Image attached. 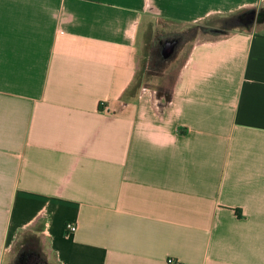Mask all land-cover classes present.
<instances>
[{
  "label": "crops",
  "instance_id": "0c3cea01",
  "mask_svg": "<svg viewBox=\"0 0 264 264\" xmlns=\"http://www.w3.org/2000/svg\"><path fill=\"white\" fill-rule=\"evenodd\" d=\"M261 2L0 0V264L24 233L56 264H264V30L135 80L155 20Z\"/></svg>",
  "mask_w": 264,
  "mask_h": 264
},
{
  "label": "rangeland",
  "instance_id": "374dc122",
  "mask_svg": "<svg viewBox=\"0 0 264 264\" xmlns=\"http://www.w3.org/2000/svg\"><path fill=\"white\" fill-rule=\"evenodd\" d=\"M208 17L219 22L218 25L222 24V18L225 20L231 18L230 22L238 23L233 29L255 27L264 30V0L260 4L244 8V10L227 14H213ZM206 20L199 21L198 26H195V23L181 24L162 19H157L149 24L139 56V67L135 76L136 82L153 88L172 84L174 75L184 62L191 43L195 40L212 39L213 36H216L217 30L215 28H210V30L204 28L203 25H207ZM172 41L175 43L171 46ZM152 46H159V54L163 58L159 65H149L150 54L148 52ZM14 252L10 258L8 257L5 264H13ZM46 260L48 262L44 263L42 256L37 252L28 251L21 253L15 264H56L48 256H46Z\"/></svg>",
  "mask_w": 264,
  "mask_h": 264
},
{
  "label": "trees",
  "instance_id": "16d2710c",
  "mask_svg": "<svg viewBox=\"0 0 264 264\" xmlns=\"http://www.w3.org/2000/svg\"><path fill=\"white\" fill-rule=\"evenodd\" d=\"M244 10V9H242ZM239 11V10H238ZM210 17H205L204 19L207 21V25H203L205 29L210 30V28H215L217 30L216 36H213V39L221 38L227 36L229 33L233 32L235 29H233L235 26L238 25V23H232L230 22L231 18H228L225 20V18H222V24H219V22H216L214 19H209ZM225 21V23H224ZM199 23H195V26H198ZM221 30V32H219ZM197 37V36H196ZM159 46H152L149 49V54L150 58L148 59L149 65H159V63L162 62V56L159 54ZM180 69V68H179ZM178 71L174 75V80L172 84H164L163 86H158V89L164 90V91H172L174 84L176 82ZM15 255H14V260L13 264H15L20 256L21 253L23 252H28V251H35L42 256V260L44 263H47L48 261L46 260V254L42 251L40 240L37 236L31 233H24L21 235V238L19 240L18 245L16 246L15 250ZM11 264V263H10Z\"/></svg>",
  "mask_w": 264,
  "mask_h": 264
},
{
  "label": "built area",
  "instance_id": "2783aa9c",
  "mask_svg": "<svg viewBox=\"0 0 264 264\" xmlns=\"http://www.w3.org/2000/svg\"><path fill=\"white\" fill-rule=\"evenodd\" d=\"M76 228H77V225H76L75 223H73V222H71V221H68V222L66 223V229H67L68 232L75 231ZM169 261L171 262L172 259H169Z\"/></svg>",
  "mask_w": 264,
  "mask_h": 264
},
{
  "label": "water",
  "instance_id": "95a60500",
  "mask_svg": "<svg viewBox=\"0 0 264 264\" xmlns=\"http://www.w3.org/2000/svg\"><path fill=\"white\" fill-rule=\"evenodd\" d=\"M174 43H175V42H174V41H172V42H171V46H172V45H174Z\"/></svg>",
  "mask_w": 264,
  "mask_h": 264
}]
</instances>
